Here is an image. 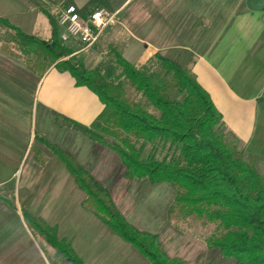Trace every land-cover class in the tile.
<instances>
[{"label": "crops", "instance_id": "0c3cea01", "mask_svg": "<svg viewBox=\"0 0 264 264\" xmlns=\"http://www.w3.org/2000/svg\"><path fill=\"white\" fill-rule=\"evenodd\" d=\"M23 1L0 0V18L43 40L50 38V29L38 9L59 14L67 4L82 9L89 2ZM107 1L126 33L122 58L142 66L158 54L188 68L220 114L225 134L236 140L239 151L255 158V168L264 178V11L250 9L247 0ZM16 69L14 78L0 72V264H50L41 248L53 250L32 234L23 214L55 229L82 264H149L83 209L85 195L39 142L35 148H44L47 161L37 162L35 133L71 154L109 192L125 221L157 236L168 257L186 264H232L205 246L191 261L172 252L170 241L181 234L168 221L173 188L124 178L114 152L55 125L53 112L89 125L102 110L92 92L76 87L68 73L54 68L42 78L20 66ZM10 182L14 208L5 202Z\"/></svg>", "mask_w": 264, "mask_h": 264}, {"label": "trees", "instance_id": "16d2710c", "mask_svg": "<svg viewBox=\"0 0 264 264\" xmlns=\"http://www.w3.org/2000/svg\"><path fill=\"white\" fill-rule=\"evenodd\" d=\"M262 4L264 0H247L250 9L264 11ZM99 9L113 12L107 0H89L79 12L86 18ZM37 11L47 19L50 38L28 35L0 18L1 52L23 62L38 78L50 68L68 73L76 87L88 89L102 105L101 112L89 125L53 112L55 125L114 152L124 167V178L146 179L153 185L169 184L175 192L168 209L169 222L175 221L177 228V221L194 218L213 226L204 240L209 251H216L232 264H264V178L255 168V158L239 151L236 140L224 134L220 114L191 71L158 54L147 64L136 66L113 49L110 51L113 64L88 68L75 54L78 49L75 43L61 42L58 14L49 9ZM148 66H155V70L147 72ZM120 78L156 114L142 103L132 102L124 85L113 80ZM34 140L64 165L85 195L83 209L149 264H186L168 257L157 236L139 232L127 223L109 192L71 154L37 133ZM157 153L164 155L160 158ZM36 160L43 164L46 158L37 151ZM6 203L14 208L13 203ZM23 219L32 234L51 248L62 264H82L70 245L58 239L55 229L26 214Z\"/></svg>", "mask_w": 264, "mask_h": 264}, {"label": "rangeland", "instance_id": "374dc122", "mask_svg": "<svg viewBox=\"0 0 264 264\" xmlns=\"http://www.w3.org/2000/svg\"><path fill=\"white\" fill-rule=\"evenodd\" d=\"M258 1V0H253ZM57 14V13H55ZM119 18V17H118ZM41 30L44 31V26H40ZM121 26L119 24H116L108 29L105 30V32L100 37L97 44L88 52L83 53H77L79 54V57L83 59L84 64L88 68H94L97 65H102L103 67H106L107 65L112 62L113 64V58L110 55V51L116 50L118 53H120L123 46H125L127 39L125 36V32L121 30ZM125 33V34H124ZM2 35V32L0 31V37ZM46 36H48V30L46 31ZM112 38L115 40L113 41ZM0 72L4 76H8L11 78L16 77V73L19 71L16 69V67H22L24 70L29 72L23 62L20 60H17L13 57H10L9 55L4 54L0 50ZM155 70V66L151 67L148 66L147 72H152ZM31 73V72H29ZM6 74V75H5ZM32 74V73H31ZM116 75L119 74V70ZM116 82H121L127 92V96L131 99L134 103H142L145 107H147L148 111L156 114V112L148 105L146 100L140 95L132 91L126 83L123 81L122 78L120 79H113ZM225 134V132H224ZM39 135V134H38ZM40 137L44 138L42 135H39ZM34 139V135H33ZM45 139V138H44ZM34 142V151L41 152L47 161V157L44 154L45 150L44 148L39 144L40 149H36L35 147L38 146V142L36 140H33ZM44 152V153H43ZM164 152V151H163ZM165 153V152H164ZM164 153L162 155L160 153H157L158 157L162 158ZM36 157V156H35ZM45 161V163H46ZM43 163V164H45ZM41 164V163H40ZM42 164V165H43ZM14 182H10L5 187V192L8 197V200L11 203H15L14 197L12 194H14ZM169 221V219H168ZM171 227L175 228V230L179 231L181 234L177 235L172 239L170 242L171 245H169L170 250L177 255L186 258L187 260L191 261L194 255H196L198 252L203 250L204 246L206 247V244L204 242L205 238L209 236L213 231V226L211 225H203L200 221L190 218L188 220H185L183 222L177 221L178 227H175V221L169 222ZM42 244V243H41ZM43 245V244H42ZM41 245V246H42ZM44 246V245H43ZM46 255L47 259L49 260L50 264H62V260L58 257L56 258L54 253L50 251L49 249L41 248Z\"/></svg>", "mask_w": 264, "mask_h": 264}, {"label": "built area", "instance_id": "2783aa9c", "mask_svg": "<svg viewBox=\"0 0 264 264\" xmlns=\"http://www.w3.org/2000/svg\"><path fill=\"white\" fill-rule=\"evenodd\" d=\"M117 22L118 12L99 9L84 18L80 15L79 9L73 5L64 7L56 19L61 42L75 43L78 48L75 54L91 50L105 30L116 25Z\"/></svg>", "mask_w": 264, "mask_h": 264}]
</instances>
